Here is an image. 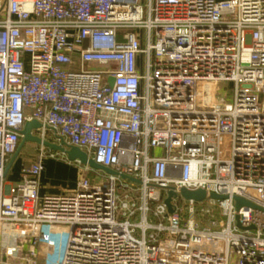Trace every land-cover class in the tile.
Returning a JSON list of instances; mask_svg holds the SVG:
<instances>
[{"label":"built area","instance_id":"2783aa9c","mask_svg":"<svg viewBox=\"0 0 264 264\" xmlns=\"http://www.w3.org/2000/svg\"><path fill=\"white\" fill-rule=\"evenodd\" d=\"M32 121L112 174L42 196L45 160H69L41 146L9 183ZM20 255L264 264V0H0V264Z\"/></svg>","mask_w":264,"mask_h":264},{"label":"water","instance_id":"95a60500","mask_svg":"<svg viewBox=\"0 0 264 264\" xmlns=\"http://www.w3.org/2000/svg\"><path fill=\"white\" fill-rule=\"evenodd\" d=\"M40 128H41V125L36 121L28 122L26 124V126L22 132L23 138H22V141L20 143V146H19L16 154L11 158V160H10V162L6 168L5 175L8 174V172L12 168L14 162L18 158L20 152L23 150L24 146L27 143H35V144H37L39 146H43L44 148H47L51 151L63 153L68 157V159L70 161L79 162L81 165H83L85 167H89V168L94 169V170H102L108 174H112V172L110 170L105 169L100 165H97L92 159H89L88 155L84 151H82L81 149H79L77 147H72L69 150H67L63 146L54 145V144H51L49 142H43L39 137L32 134V132L34 130H38ZM181 193H182V196L186 200H193V201H197V202H202L207 197H211L212 199H222L221 197L216 196L214 194H207L204 190H198V191L182 190ZM173 197H176V194L173 192H170L169 197L166 200V205L168 206L170 213H173V209L171 207V201H172ZM236 202H237V209L241 208L243 205H249L240 198H236ZM238 227L241 228L239 221H238Z\"/></svg>","mask_w":264,"mask_h":264},{"label":"crops","instance_id":"0c3cea01","mask_svg":"<svg viewBox=\"0 0 264 264\" xmlns=\"http://www.w3.org/2000/svg\"><path fill=\"white\" fill-rule=\"evenodd\" d=\"M25 148V147H24ZM20 152L18 158L14 162L12 168L6 175V179L11 184H17L22 180V170L29 162H32L36 159L40 149L36 148V157L29 160L26 157L27 150ZM11 160V159H10ZM55 159L48 158L44 162V172L40 180V194L43 195H61L66 193H72L76 190L78 182L67 183L65 181V176L68 175L69 171H73L71 167L62 163V160L54 161ZM20 255L19 258L12 261L10 264H28L26 260H23ZM43 257H40L39 263H43Z\"/></svg>","mask_w":264,"mask_h":264},{"label":"rangeland","instance_id":"374dc122","mask_svg":"<svg viewBox=\"0 0 264 264\" xmlns=\"http://www.w3.org/2000/svg\"><path fill=\"white\" fill-rule=\"evenodd\" d=\"M229 92L231 93V87L227 84H221L218 88H215L212 91V95L214 100L218 101L219 103H225L226 101H228L230 99V95H226L223 94V92ZM52 140V137L50 136V138ZM30 146V149H28V147ZM24 151L28 149V152L26 153V157H28L29 160L33 159V157H36V152H38L36 150V148L41 149V146L35 144V143H27L24 146ZM47 149V148H45ZM60 153V152H59ZM69 160V159H68ZM54 161H58V160H54ZM60 162V160H59ZM63 164L67 165L68 167H71L73 171H69L68 175L65 176V181L67 183H76V182H81L82 179L86 176V173L83 171L85 166L78 164L76 162L73 161H62ZM94 174L91 173L89 174V178H92ZM218 213V212H217ZM21 243H23L22 245H25V242L22 241Z\"/></svg>","mask_w":264,"mask_h":264}]
</instances>
